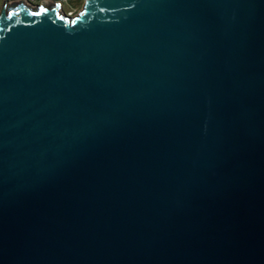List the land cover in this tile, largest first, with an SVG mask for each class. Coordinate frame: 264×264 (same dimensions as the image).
<instances>
[{
    "label": "water",
    "instance_id": "95a60500",
    "mask_svg": "<svg viewBox=\"0 0 264 264\" xmlns=\"http://www.w3.org/2000/svg\"><path fill=\"white\" fill-rule=\"evenodd\" d=\"M58 7L0 4V264H264V0Z\"/></svg>",
    "mask_w": 264,
    "mask_h": 264
},
{
    "label": "built area",
    "instance_id": "2783aa9c",
    "mask_svg": "<svg viewBox=\"0 0 264 264\" xmlns=\"http://www.w3.org/2000/svg\"><path fill=\"white\" fill-rule=\"evenodd\" d=\"M6 1L7 5L9 4H16V3H24L32 6H45L46 4H56L59 5L58 9L62 7V4L65 0H4Z\"/></svg>",
    "mask_w": 264,
    "mask_h": 264
},
{
    "label": "rangeland",
    "instance_id": "374dc122",
    "mask_svg": "<svg viewBox=\"0 0 264 264\" xmlns=\"http://www.w3.org/2000/svg\"><path fill=\"white\" fill-rule=\"evenodd\" d=\"M84 1L85 0H81V2L78 5H76V7H73L72 9L69 8L66 2H63L62 7L59 8V10L69 17H74L82 9ZM0 4H1V0H0ZM49 7H53V4H51Z\"/></svg>",
    "mask_w": 264,
    "mask_h": 264
},
{
    "label": "trees",
    "instance_id": "16d2710c",
    "mask_svg": "<svg viewBox=\"0 0 264 264\" xmlns=\"http://www.w3.org/2000/svg\"><path fill=\"white\" fill-rule=\"evenodd\" d=\"M64 2H66L69 6V8H73V7H76V5H78L81 0H65Z\"/></svg>",
    "mask_w": 264,
    "mask_h": 264
},
{
    "label": "snow or ice",
    "instance_id": "6c2138e0",
    "mask_svg": "<svg viewBox=\"0 0 264 264\" xmlns=\"http://www.w3.org/2000/svg\"><path fill=\"white\" fill-rule=\"evenodd\" d=\"M40 13L39 12H37V13H33V15H39Z\"/></svg>",
    "mask_w": 264,
    "mask_h": 264
},
{
    "label": "flooded vegetation",
    "instance_id": "af4514ba",
    "mask_svg": "<svg viewBox=\"0 0 264 264\" xmlns=\"http://www.w3.org/2000/svg\"><path fill=\"white\" fill-rule=\"evenodd\" d=\"M50 5H51V4H46L45 6H46V7H49Z\"/></svg>",
    "mask_w": 264,
    "mask_h": 264
}]
</instances>
